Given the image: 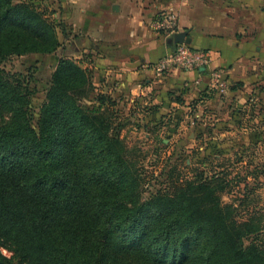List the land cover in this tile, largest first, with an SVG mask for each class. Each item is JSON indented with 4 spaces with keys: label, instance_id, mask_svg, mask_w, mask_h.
I'll return each instance as SVG.
<instances>
[{
    "label": "trees",
    "instance_id": "obj_1",
    "mask_svg": "<svg viewBox=\"0 0 264 264\" xmlns=\"http://www.w3.org/2000/svg\"><path fill=\"white\" fill-rule=\"evenodd\" d=\"M53 13L0 0V264H264V224L222 201L226 173L143 197L117 102L91 96L76 59L60 60L34 124L26 79L1 63L57 50L66 28ZM237 114L241 124L248 112Z\"/></svg>",
    "mask_w": 264,
    "mask_h": 264
},
{
    "label": "crops",
    "instance_id": "obj_2",
    "mask_svg": "<svg viewBox=\"0 0 264 264\" xmlns=\"http://www.w3.org/2000/svg\"><path fill=\"white\" fill-rule=\"evenodd\" d=\"M58 4L55 14L66 28V35L61 34L64 41H71L75 59L92 72L97 94L106 93L117 102L122 138L128 131L149 139L174 130L178 140L189 128L188 136H194L200 124L194 116L201 112L210 118L209 110L218 112L223 100L211 88L207 70L174 68L164 74L156 70L159 59L176 47L172 38L151 26L166 9L177 13L179 32L188 31L189 45L212 51L214 65L226 71L232 86L224 105L229 117L219 118L214 129L240 123L232 121L230 113L246 111L251 117L264 107V0H58Z\"/></svg>",
    "mask_w": 264,
    "mask_h": 264
},
{
    "label": "rangeland",
    "instance_id": "obj_3",
    "mask_svg": "<svg viewBox=\"0 0 264 264\" xmlns=\"http://www.w3.org/2000/svg\"><path fill=\"white\" fill-rule=\"evenodd\" d=\"M22 1L14 0V3ZM41 1L49 12L54 11L52 17L57 19L55 13L60 11L58 0ZM63 37L60 34L62 45L53 52L34 51L14 55L1 63V67L6 72L21 75L26 79L32 92L34 124L39 117L40 107L46 101L53 74L60 60L75 59V50L71 41L66 42ZM230 87L229 81L227 92L230 91ZM228 93L217 92V96L224 101L219 100L221 106L218 105V112L209 110L210 118H204L201 112L194 116L195 122H200L197 125L198 129H194V136H188L192 131L189 128L180 132L181 138L178 140L173 135L174 130L169 134L156 136L154 134L149 139L128 131L123 139L132 150V158L143 174V197L148 198L162 188L173 190L177 184L185 179L194 178L204 169L209 174L214 171L223 172L227 177L225 176L224 182L226 188L224 187L220 192L222 201L232 205L235 215L241 222L253 220L254 223L264 224V107L261 113L257 112L251 117L246 116L247 120L242 119L245 127L237 123L217 124L219 128L208 130L206 127L208 123L212 126L216 121H220L219 118L228 119L227 108L224 107ZM96 94L94 90L91 96ZM102 109L106 108L102 107ZM230 114L233 116L232 121L240 118L237 111ZM252 120L253 125H249ZM164 138L167 141H164Z\"/></svg>",
    "mask_w": 264,
    "mask_h": 264
},
{
    "label": "built area",
    "instance_id": "obj_4",
    "mask_svg": "<svg viewBox=\"0 0 264 264\" xmlns=\"http://www.w3.org/2000/svg\"><path fill=\"white\" fill-rule=\"evenodd\" d=\"M151 26L156 33L172 38L179 32V17L173 9H166L153 19ZM155 68L159 74L167 73L174 68L207 70L212 89L220 94H226L229 89L226 71L214 65L212 51L194 48L187 43L176 44L172 52L159 59Z\"/></svg>",
    "mask_w": 264,
    "mask_h": 264
},
{
    "label": "water",
    "instance_id": "obj_5",
    "mask_svg": "<svg viewBox=\"0 0 264 264\" xmlns=\"http://www.w3.org/2000/svg\"><path fill=\"white\" fill-rule=\"evenodd\" d=\"M172 42L175 43V44H178V43L190 44L191 43V38L188 37V31H181V32L176 33L172 37Z\"/></svg>",
    "mask_w": 264,
    "mask_h": 264
}]
</instances>
